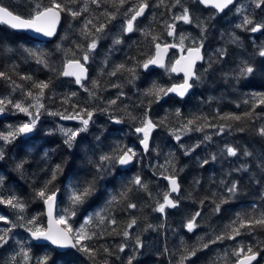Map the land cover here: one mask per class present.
<instances>
[{"label":"trees","instance_id":"1","mask_svg":"<svg viewBox=\"0 0 264 264\" xmlns=\"http://www.w3.org/2000/svg\"><path fill=\"white\" fill-rule=\"evenodd\" d=\"M2 2L11 6L15 12L27 16L32 0ZM49 2L50 0H43L44 4ZM149 3L153 7L151 18H162L172 11H178L183 1L175 6V0H164L163 4H160L159 0H149ZM131 6L132 0H129V3L119 9L117 18L108 23L105 36L112 35L116 25L124 19L123 13ZM69 7H83V0L69 4ZM105 9L108 12H116V7L111 4H102L99 8L89 4V12L76 19L67 13L62 14L61 28L56 38L49 43H38L23 33H15L0 25V72L7 73L16 83L23 84L25 89L31 87V81L21 80L20 77L29 75L33 80L50 81L46 93L61 85L67 89L71 88L69 94L74 92V89L77 90L75 84L59 75L65 60L72 58L71 55H65V50L76 52L77 58L82 56L76 44L86 45L88 41L81 37L79 29L86 18L100 16ZM256 12V21L261 22L264 19V5ZM105 19L100 16L98 22H105ZM262 31L261 38H253L255 42L252 38H239L238 44H230L226 38H209L208 43L213 40L209 43V48L221 47L226 51V55L221 57L216 53L205 57L198 71L201 79L195 80L190 96L185 100L169 98L165 102H161L162 98L156 101L154 97L144 95L154 84L167 88L171 78L164 71L144 73L137 65L138 61L142 62L148 57V46L143 45L142 51L135 45L127 47L126 51L115 50L107 45L109 38L101 39L87 64L89 78L86 82L87 87L92 88L91 81H99L100 87L94 89L98 98L90 99L87 92H80L77 97H72L69 109L73 100L74 104L90 107L92 110L104 105V108L108 109L107 116L122 120L123 127L110 123V127L105 130L106 121L100 129H95L94 133L78 137L71 148L65 145L56 133L41 137L35 135L29 140L11 143L5 148V157L0 161V177L4 180L0 186V194L7 197L14 193L21 197L27 203L25 215L38 216L39 223L45 225L43 201L35 197V191L50 178L55 165L62 166V171L51 186L59 189L56 215L69 207V195L73 187H83L86 182L95 180V194L79 206L77 215L69 222L73 228H79L85 218L94 217L97 213L116 219V225L106 223L100 228L92 226L95 231H107L102 238L91 243L97 247H108L113 252V255L106 256L101 249L96 264H103L105 259L108 264H127L129 256H135L133 264H177L185 247L199 248L202 244L209 243L216 235L227 231L226 226L236 220L238 214L242 218L245 215L258 216L260 212H264V137L258 134V129L264 126V105L255 108L251 119L233 122L221 120L220 117L225 114L243 116L246 111H252V94L264 92V57L258 55V46L262 42L264 45V29ZM26 50L47 53L51 68L56 71L37 64ZM243 61L249 62L256 71L246 78H237ZM119 64H125L129 68L136 67L137 78L134 82L129 83L131 76L126 71L116 76L108 75ZM113 84L122 87L116 88ZM120 92L124 95L117 99ZM11 93L9 82L0 79V95ZM11 98L22 99L20 91L17 90ZM112 99H117V103L109 106L107 102ZM150 100L152 103L149 105ZM245 100H250V103L245 104ZM177 110L180 112L179 117L176 116ZM145 112L154 122L164 123L154 129L149 151L144 154L134 140L133 130L144 118ZM133 116L136 117L135 120L132 119ZM193 117H201L197 122L201 125L230 123L232 127L219 134L218 127H205L203 131L187 132L186 140L183 137V142L187 145L185 148L196 144H199V147L185 155V148L176 143L173 137L182 130V125ZM205 117L207 120L203 119ZM206 135L211 136V139L205 141ZM125 145L140 153L139 161H135L126 171H120L115 165L114 168L98 173L96 164L99 157ZM227 146L236 148L237 155L228 156ZM213 155L216 156L215 160L212 159ZM169 160L175 164L180 184V193L175 199L179 203L178 207L160 215L154 209L157 201H161L163 194L167 192V184L161 173L173 172L167 163ZM204 160H208V163L203 164ZM22 162L23 168L18 170L16 165ZM137 175L148 185V190L138 191L133 188L128 201L109 205L112 196L118 195L129 186ZM233 182L237 184L238 191L235 196L228 198L229 194L225 189ZM221 197L228 198V202L221 205L219 212H214L213 201L219 202ZM201 201L204 203L201 204ZM128 202L135 203L137 208H127ZM197 211L201 213V216L196 218L199 226L189 232L186 224ZM0 215L12 220L16 217L13 209L2 204ZM133 218L137 223L128 229L129 239L125 240L120 234H108L113 228L116 233H121ZM3 225L0 223V228ZM241 232L235 240L225 239L222 242L209 243L208 248L198 251L195 256L185 261V264H225V259L227 264H233L236 258L231 256V251L238 244L256 246L254 250L260 252L256 264H264V229L257 227L251 233L244 229ZM19 236L25 237L26 234L20 232ZM137 237L142 244L139 248L136 247ZM9 241L13 244L14 237ZM121 243L127 245L123 253L117 251V246ZM27 245L33 257L43 256L47 252L54 264H93L84 254L76 251L57 253L51 248L33 245L30 238L27 239ZM225 252L229 253L226 258ZM5 260L7 259L0 258V264Z\"/></svg>","mask_w":264,"mask_h":264},{"label":"snow or ice","instance_id":"2","mask_svg":"<svg viewBox=\"0 0 264 264\" xmlns=\"http://www.w3.org/2000/svg\"><path fill=\"white\" fill-rule=\"evenodd\" d=\"M78 0H50L48 4H44L43 0H32L30 4V12L27 16L19 14L13 10L9 5H5L2 0H0V25L7 26L12 30H31L34 33L41 34L45 37H52L56 34L57 26L61 21V16L64 13L70 15L73 19L82 16L83 13L89 12V4L95 5L97 8L101 7L102 4H111L116 7V12H108L105 9L100 13V16L105 17V22L100 21V16H92L91 18H86L84 23L79 29V34L81 37L88 41L87 44L77 43L76 48L80 50L82 56L77 58L76 52L71 49L65 50V55H71L72 58L66 59L62 70L59 75L64 77H74V81L79 85L85 92L88 93L90 99L98 98L94 89L100 87L98 80H92V88L85 86L84 81L88 80V68L86 65L92 58V54L97 49L98 43L101 39L105 38L106 28L108 23L117 18L119 9L124 7L125 4L129 3V0H83V7L79 9H74L69 7V4H76ZM198 3L205 5L206 7H212L216 12H223L229 6L234 5L236 0H197ZM160 4L164 3V0H159ZM181 3V0H175V5ZM257 8L264 5V0H254ZM159 6V5H157ZM149 0H132V6L127 8L123 13L125 19L122 25L123 33H132L137 31L136 22L138 18L144 16L147 9H149ZM242 8H238L237 11H242ZM174 21H183L184 23H192V18L187 7L183 8L180 15L175 16ZM248 25H253L248 29ZM238 28L245 30H250L251 32H257L264 29V23L255 24L253 19L245 15L241 24L237 25ZM142 31V30H141ZM166 31L168 36H175L176 25L175 23H168L166 25ZM201 31H206V29L201 26ZM145 36H151L155 53L154 55L148 56L142 62L138 61L137 65L147 70L149 66L154 65L160 68H165L166 71L170 73H183V81L179 84H173L171 87H162L159 85H153L152 88L145 91V96L154 97L156 101L162 98V96H167L169 93H175L179 97H184L186 93L193 87V80H200L201 76L196 71L197 61L204 59L201 54V49L203 48V43L192 40L190 46L185 45V40L189 37L181 35L178 44L163 43L161 36L152 35L151 32H143ZM238 37L235 35L232 38V42L236 43ZM123 41L121 38L116 37L113 39V44L118 45ZM59 47V46H58ZM170 48H178L182 53L179 58L175 59L174 62L166 65L165 57ZM28 51V55L35 59V62L39 65H43L45 68H50L52 71L56 69L51 68L49 61L47 59V53L42 51ZM186 53V55L184 54ZM218 53L221 57L226 55L224 49H219ZM260 57H264V47H261L258 51ZM105 66L107 65V60H105ZM211 67V63H209ZM128 72L131 76L129 83L134 82L137 78L136 67H127L125 64H119L108 73L109 76H116L118 73ZM207 71V70H205ZM256 69L247 61H243L239 67L237 78L251 76ZM103 74V69L101 70ZM0 79L7 80L11 86L12 93L7 97L0 98V114L5 113L9 106L15 110L16 113H22L28 117L27 121L21 122L18 125H9L6 132H0V142L3 145L11 144L21 135H27L32 133L38 122L40 121L41 115L47 114L49 116H58L61 120H75L81 125L79 128H66L64 126H59L60 133L65 137L64 144L69 148L73 146L76 138L83 132L88 130L90 122L95 114L96 109L90 110L86 107H81L78 104H71V111L67 108L64 111H51L47 108L45 104L46 89L50 86V81H37L33 80L32 76L25 75L21 76V80L31 81V87L25 89L23 84L16 83L12 80L10 76L5 72H0ZM113 87H122L119 84H113ZM17 90L20 91L22 99L14 100L11 95ZM78 94L72 92L67 94L62 104H70L72 97H76ZM124 95L120 92L117 96ZM51 99V97H47ZM117 99L109 100L107 103L109 106L115 105ZM252 111H246L243 116L236 114H225L220 117L224 121L239 122L242 119H251L254 115L256 107L264 105V92L253 93L251 96ZM152 101H149V105ZM245 104H249L250 100H245ZM239 106V105H238ZM101 111H108V109H101ZM176 116H180L179 110L176 111ZM111 118V117H110ZM133 120L136 117H132ZM201 117H193L188 119L185 124L182 125V130L187 133L190 131H203L205 127H218V134L223 133L226 128H231L230 123H224L220 125L212 124H198L197 122ZM207 120V118H203ZM116 123H122L120 119L115 120ZM164 121L154 122L148 117L147 112H145L144 118L140 122V126L135 128V132L142 134V139H140V144L142 145L145 152L149 149V139L152 131L158 126L162 125ZM243 130V129H240ZM258 134L264 137V126L258 129ZM175 139L177 142L181 140V136L176 134ZM211 136L206 135L204 140H210ZM184 148V145L181 144ZM199 147V144L191 148H185V155L190 154L195 148ZM226 153L228 156H236L237 149L232 146L226 147ZM248 155L249 153H245ZM5 157L4 149L0 146V160ZM138 153L128 146H118L111 153H105L99 157V162L96 164L97 172L102 173L106 169L114 168L115 165L127 166L130 165L135 159H137ZM212 159L215 160L216 156L213 155ZM167 163L172 167L173 172L171 174L161 173L163 178L168 181L170 186V191L163 194V201H157V206L154 211L164 213L166 208H176L178 207V201L170 198L171 193H179L180 184L178 181V176L175 171V164L172 160L167 161ZM208 160H204L203 164H207ZM17 169L23 168V162L16 165ZM163 167V166H161ZM62 171V166L60 164L55 165L51 170L50 178L43 182V185L35 191V197L42 200L46 206L47 224L39 223L38 216L27 217L25 215L27 209V203L19 196L14 193L5 197L0 194V204L5 205L13 209L16 213L15 220L9 219L7 216L0 215V222L10 225L6 228H0V248L4 247L12 239L11 233L17 227L23 228L30 237V240L44 242L45 246L51 245L55 249H72L76 252L84 254L87 259L91 260L93 264H96L98 256L101 254V249L103 254L106 256L113 255V252L103 245L97 247L91 242L103 237L106 233V229L102 231L93 230L92 226L95 225L96 228H100L106 223L111 225H116L117 221L114 217L106 216L102 213H97L94 217L89 216L85 218L84 222L79 228H73L69 222L73 217L77 215V211L80 205L86 203L89 197L93 196L96 192L95 180L86 182L83 187H73L69 195V207L62 209L61 214L54 215V210L56 208V198L59 189L52 188L54 181L57 179V175ZM4 183L3 177H0V186ZM223 183V182H221ZM136 190H148V185L143 182L142 178L137 175L130 182L129 186H126L118 195H113L109 201V205L120 203L121 201L129 200V193ZM225 191L229 194V197L235 196L238 191V186L233 182L230 186L226 187ZM151 195V193H149ZM215 195V194H213ZM228 198L221 197L219 202L213 201L215 203L214 212H219L221 205L228 202ZM204 201H201L203 204ZM127 208L135 209L137 205L135 203L128 202ZM201 216V213L197 211L191 219L188 220L186 228L189 232H192L199 225L196 223V218ZM19 221V223H17ZM137 221L135 218L127 224L126 228L121 233H116L115 228L112 229L111 233L108 234H120L125 240L130 238V232L128 229L136 225ZM149 227H152L149 225ZM257 227L264 229V212H260L258 216L245 215L243 218L238 214L237 219L232 221L231 224L227 225V231L221 232L215 236V239H211L209 243L222 242L225 239L235 240L236 237L242 234L241 230H247L249 233L254 231ZM209 243L202 244L199 248H187L183 249L177 264H185V261L191 259L195 256L198 251L203 248H208ZM19 245V251L14 255L9 257L3 262V264H54L52 257L46 252L43 256L33 257L30 248H25L22 242L17 241ZM141 241L139 237L136 238V247H141ZM127 245L121 243L117 246V251L123 253ZM256 246L254 245H244L238 244L237 247L233 248L231 251V256L236 259L233 264H253V261L257 260L260 255L258 250H254ZM229 253L225 252V258ZM22 257V260L17 261V257ZM119 259V257H117ZM135 256H129L127 259V264H133ZM103 264H108L107 259L104 260ZM225 264L227 260L225 259Z\"/></svg>","mask_w":264,"mask_h":264},{"label":"flooded vegetation","instance_id":"3","mask_svg":"<svg viewBox=\"0 0 264 264\" xmlns=\"http://www.w3.org/2000/svg\"><path fill=\"white\" fill-rule=\"evenodd\" d=\"M183 3L181 5V8L178 11H172L170 13L167 14V16H164L162 18H151V16L153 15V7H149V9L146 10L144 16L140 17L137 22H136V28L138 29L137 31H134L132 33H116L118 31V29H114V32L112 33V35L110 36H105V38H109L108 41V46L111 49H121L123 51H126L127 47H130L131 45H135L138 47L139 51H142V47L143 45L148 46V56L154 55L155 53V48L151 39V36H145L142 34L143 32H151L152 35H158L161 36L162 38V42L163 43H169V44H178L179 42V38L182 34V30L185 31L189 38H202V43H203V48L201 49V54L204 56V59L201 61H198L196 64V71H199V67L201 66V64L203 63V61L205 60L206 57V50L209 47V43L213 42V40L209 41L208 43V39L209 38H232L233 34H235L236 37L238 38H261L262 37V33L263 31H257V32H251L250 30H245L242 28H238L237 25L241 24L243 21V17L245 15L249 16L251 19H253L254 23L258 24V23H264V19L263 21L261 20V22H257L255 16L257 15L256 11H259V8L256 7L254 0H249L251 6L249 7V10L247 12H238L237 9L241 8L240 5L243 4V0H238L237 3H235V5L229 7L228 9H226L225 11L221 12L220 14L217 13L214 9L212 8H205L203 6H201L198 2L196 1H188V0H182ZM187 7L189 9V13L190 16L192 18V23H184L183 21H174V17L177 15H180L183 11V8ZM125 19V17H124ZM124 19L122 21H120L119 24L116 25L120 26V28H122V25L124 23ZM168 23H175L176 25V34L175 36H168L167 35V31H166V25ZM183 24V26H182ZM201 26H203L206 31H201ZM253 25H248V29H250ZM119 28V29H120ZM142 30V31H141ZM185 36V35H184ZM119 37L122 39V43L121 45H114L113 44V39ZM204 38H208L206 41H204ZM197 41V40H196ZM148 43V44H146ZM199 43V42H198ZM185 45L186 46H190L191 42L190 39H186L185 40ZM218 45V44H217ZM180 51L178 48H170L169 49V53H168V57L165 61L166 65L170 64L171 62H174L175 59L180 57ZM182 54V53H181ZM185 54V53H184ZM87 67V65H86ZM141 70L144 72V68L141 67ZM157 71H164L167 74H169V76H171V78L169 79L168 83L169 86L171 87L173 84H179L183 81V76L182 75H174L173 73H170L168 71H166L165 68H155V69H151L147 72L144 73H155ZM88 78H89V71H88ZM87 80L84 82V84H86ZM193 87L192 90L194 88V83L195 80H193ZM73 84V83H72ZM59 88L61 89V91L65 90V92H70L71 88L69 87L67 89V87H65L64 85L59 86ZM77 90L74 89L75 91H78L77 94H79V87H75ZM83 92V91H82ZM48 94V92L46 93V95ZM78 96V95H77ZM76 96V97H77ZM164 97V96H163ZM163 97L161 99V102H165L167 99L172 98V97H167L163 100ZM172 99H176V98H172ZM105 106L103 105L102 107H99L96 111L95 114L92 118V122H90L89 127H88V134H92L94 133L95 129H100L101 126H103V124L107 121V125L105 127V130L110 127V123H114L119 127H123V123H116L115 120L119 119L117 117H109L107 116L108 111H101V108H104ZM88 109H90V107H88ZM92 110V109H90ZM93 120H96V124H93ZM142 120V119H141ZM141 122V121H140ZM140 126V123H138L137 127ZM96 131V130H95ZM154 133V130L152 131ZM87 133H83V134H87ZM134 133V140L136 141V143L139 144V142H137V138L142 139V135L137 134L135 132V129L133 130ZM152 133V135H153ZM152 135H151V139L149 142V147L152 141ZM81 136V135H80ZM79 136V137H80ZM141 136V137H140ZM139 149L142 150L141 145L139 144ZM149 150V149H148ZM143 151V150H142ZM136 161V160H135ZM177 197H171V199L175 200ZM172 209V208H170ZM160 215H163L164 213H160Z\"/></svg>","mask_w":264,"mask_h":264},{"label":"rangeland","instance_id":"4","mask_svg":"<svg viewBox=\"0 0 264 264\" xmlns=\"http://www.w3.org/2000/svg\"><path fill=\"white\" fill-rule=\"evenodd\" d=\"M243 1L244 2H243V4L240 5V7L243 9L242 12H247L249 10V7L251 6V4L249 3L250 1L249 0H243ZM262 21H263V19H262ZM258 24H260V23H258ZM182 26H183V24H182ZM116 28L118 29V31L116 33H118V34L123 33L121 30L122 28H120V26H117ZM182 34H184L185 36H188V34L183 30H182ZM234 35L235 34H233V36ZM233 36H232V38H233ZM232 38H226V40H228L229 41L228 43H230V44H235L232 42ZM189 39H190V42H192L193 39L197 40V42H201V40H202V38H201V40H200V38H189ZM207 39L208 38H204V41H206ZM252 41L255 42L253 38H252ZM236 44H238V41L236 42ZM261 47H264L263 42L261 45L258 46L259 49ZM219 49H222V48L221 47L220 48H212V47L209 48L208 47V49L206 50V57H211V56L215 55L216 53H218ZM85 86H87V85L85 84ZM82 91L85 92L83 90V88L79 89V92H82ZM75 92L77 93L78 91H75ZM67 94H69V92H65V90L61 91L60 88H54V89L49 90L48 94L46 95L45 101H44L47 108L51 111H57V110L64 111L65 108H67L69 111H71V108L69 109V106H70L69 104H62V101ZM7 96H9V94H3V95H0V98L7 97ZM47 97H51V99H48ZM14 100H18V99H14ZM74 102H75V100L72 101V104H74ZM27 119H28V117H26L24 114L16 113L15 110L12 109L11 106H9L8 110L5 113L0 114V132H6L8 130L9 125L15 126V125L20 124L21 122L27 121ZM93 124H96V120H93ZM61 125L66 127V128H73V129L79 128L81 126L79 124V122L75 121V120H61L58 116H49L47 114H43V115H41L40 121L38 122L36 129L32 132V135L30 137L25 139L24 137L19 136L15 141L22 142L24 140L31 139L35 135L41 137L43 135H47L48 133H56V134H58V136H62L64 139V136L59 131V126H61ZM87 131L83 132V133H87ZM83 133H81L80 135H82ZM177 134L181 136V140L179 142H177L175 137H173V140L180 145L183 144L184 148H185L187 145L185 142H183V139L185 138V140H186V137H188L187 134L183 130H181ZM15 141H13V142H15ZM187 141H188V138H187ZM137 142H139V144H140L139 138H137ZM8 145H10V144L3 145V142H0V146L3 147L4 151ZM193 146H195V145H191L190 148ZM136 152L138 153V157L135 160H136V162H138L140 159V155H139L140 153L138 151H136ZM191 152H193V151H191ZM167 174H169V173H167ZM162 201H163V198L161 199L160 202H162ZM167 210H169V209L166 208L164 213H166ZM0 223H3V222H0ZM17 223H19V221H17ZM9 226L10 225L4 224L3 226H1V228H6ZM20 232H23L24 234H26V236L29 235L23 228L17 227L16 229H14L13 232L11 233V235L14 237L13 244H12V241H9L10 245L7 244L1 248L0 258L8 259L12 255H14L16 252H18L19 251V245L17 244V241L22 242L23 246L25 248H28L27 239H29V236H28V238L26 236L20 237L19 236ZM20 260H22V257L18 256L17 261L19 262Z\"/></svg>","mask_w":264,"mask_h":264},{"label":"water","instance_id":"5","mask_svg":"<svg viewBox=\"0 0 264 264\" xmlns=\"http://www.w3.org/2000/svg\"><path fill=\"white\" fill-rule=\"evenodd\" d=\"M194 1H196L197 2V0H194ZM237 1L238 0H236V2L235 3H237ZM200 4V3H199ZM201 6H203V7H205V8H212V7H206L205 5H203V4H200ZM235 5V4H234ZM231 6H233V5H231ZM231 6H229V7H231ZM212 9H214V8H212ZM228 9V8H227ZM215 10V9H214ZM226 10V9H225ZM224 10V11H225ZM216 11V10H215ZM218 13V12H217ZM221 12H219V14H220ZM139 19V18H138ZM61 24H62V16H61V21H60V23H59V25L57 26V30H56V34L54 35V36H52V37H45V36H43V35H41V34H37V33H34L33 31H31V30H12V29H10L9 27H7V26H5L6 28H8V29H10L11 31H13V32H15V33H23V34H25L26 36H28L30 39H32V40H34V41H36V42H38V43H49V42H52L55 38H56V36H57V34H58V32H59V30H60V28H61ZM168 53H169V50H168ZM168 53H167V55H166V57H165V61H166V59H167V57H168ZM180 55H181V53H180ZM185 55H186V53H185ZM198 62V61H197ZM197 64V63H196ZM196 67V66H195ZM155 68H160V67H157V66H154V65H151V66H149V68L147 69V70H145L144 69V72H147V71H149V70H151V69H155ZM175 76L176 75H182L183 76V73H173ZM64 77V76H63ZM65 78H72V79H74V77H65ZM85 82V81H84ZM193 81H191V83H192ZM76 86L77 87H79V85H77L76 84ZM192 93V88L191 89H189V91L186 93V95L184 96V97H179V96H177L175 93H169L167 96H164L163 97V100L165 99V98H167V97H172V98H176V99H179V100H183V99H185L186 97H188V96H190V94ZM153 133V132H152ZM152 133H151V135H152ZM137 134H139V133H137ZM32 135V133H29V134H27V135H21L22 137H24V138H28V137H30ZM140 135H142V134H140ZM150 139H151V136H150ZM150 139H149V142H150ZM141 145V144H140ZM141 148H142V150H143V153H146L145 151H144V149H143V147H142V145H141ZM134 163H135V160L130 164V165H127V166H120V165H118L117 164V166H118V169L120 170V171H126V170H128V169H130L133 165H134ZM165 182H166V184H167V192L168 191H170V186H169V184H168V181L167 180H165ZM179 193H180V191H179ZM179 193H171V196H170V198L171 197H177L178 195H179ZM57 204H58V193H57V198H56V207H57ZM43 209H44V217H45V225L47 224V215H46V211H47V209H46V206L44 205V203H43ZM168 209H170V208H168ZM54 215H56V208H55V210H54ZM29 236V235H28ZM30 238V237H29ZM31 241V243L33 244V245H37V246H43V247H48V248H51V249H53L55 252H57V253H64V252H67V251H73V252H75V250H72V249H55L54 248V246H51V245H47V246H45V244H44V242H40V241H33V240H30ZM258 260H259V256L257 257V260L256 261H253V264H256L257 262H258Z\"/></svg>","mask_w":264,"mask_h":264},{"label":"bare ground","instance_id":"6","mask_svg":"<svg viewBox=\"0 0 264 264\" xmlns=\"http://www.w3.org/2000/svg\"><path fill=\"white\" fill-rule=\"evenodd\" d=\"M64 79H66V80H71L74 84H75V86H76V83H75V81H74V79H72V78H65V77H63ZM77 87V86H76ZM187 98V97H186ZM185 98V99H186ZM185 99H183V100H185ZM60 137V139L64 142V139H65V137H64V139H63V137L62 136H59ZM141 137V136H140ZM25 139H27V138H25ZM145 154V153H144ZM59 198V197H58ZM58 205V204H57ZM57 208V207H56Z\"/></svg>","mask_w":264,"mask_h":264}]
</instances>
